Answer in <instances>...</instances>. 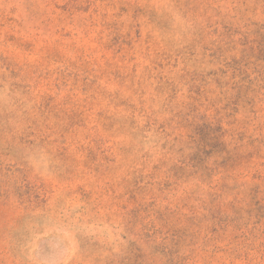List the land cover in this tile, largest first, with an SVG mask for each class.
Wrapping results in <instances>:
<instances>
[{
  "label": "rangeland",
  "instance_id": "rangeland-1",
  "mask_svg": "<svg viewBox=\"0 0 264 264\" xmlns=\"http://www.w3.org/2000/svg\"><path fill=\"white\" fill-rule=\"evenodd\" d=\"M0 264H264V0H0Z\"/></svg>",
  "mask_w": 264,
  "mask_h": 264
}]
</instances>
